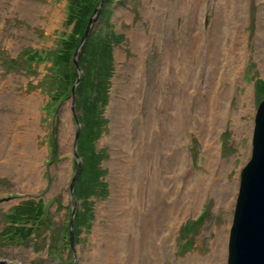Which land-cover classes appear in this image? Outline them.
<instances>
[{
	"label": "rangeland",
	"instance_id": "rangeland-1",
	"mask_svg": "<svg viewBox=\"0 0 264 264\" xmlns=\"http://www.w3.org/2000/svg\"><path fill=\"white\" fill-rule=\"evenodd\" d=\"M67 2L68 0H0V93L6 94V97L37 96L38 132L34 143L42 153L39 182L28 180V175H25L29 174L28 170L23 169L20 162L15 164L11 172L0 171V264H178L190 255H209L211 242L218 232L226 239L225 256L218 260L220 264H227L226 245L240 179L239 172L250 158L252 120L256 105L264 98V70L261 69L257 56L260 47L258 48L256 41L257 15L261 6L264 7V0H247L244 16L248 18L242 24L246 41L241 46L237 43L238 38H234L238 32L233 34L222 29L218 37H215L218 41L209 39L211 18L216 11L217 0H200L198 4L195 0H109L107 12H103V16L97 14L93 19L89 28L91 34L97 35L100 32L105 37L112 34L119 39L111 43L109 54L112 55V69L106 81L104 99L91 102L92 115L100 117L103 122L99 126L100 132L93 134L91 139H86L85 132L82 138L83 146L89 147L91 151L84 150V167L89 165V161L95 163L101 172L97 180L104 185L95 196L86 197L82 195L83 192L74 193L75 215L77 217L78 213L84 214L76 225L75 220L72 221L74 251L69 246L67 221L70 217L69 210L74 206L68 188L77 166L72 152L76 123L70 110V95H66L73 83L67 84L63 76L69 66L74 69L73 55L67 60L54 56L58 66L54 67L56 69L50 67L52 60L54 62L52 53H56L60 48V41L67 40L71 34L73 22L67 23ZM94 47L92 43L87 53L92 54ZM211 47L223 59L218 58L220 61L216 67L222 64L226 68L231 62L230 58L235 59V53L241 52L240 48L246 52L239 62L244 83L235 84L228 102L232 110H238L239 96L245 93L247 86L250 87V102L241 103L243 113L239 116L249 130L236 132L229 118L213 133V140L215 139L220 149L218 155L229 164L225 176L230 182H235L237 188L232 189L223 205H217L214 195L207 191L197 206L188 210L178 221L175 218L167 219L165 227L169 231L168 241L160 242V234L157 235L156 240H159H155L156 242L154 239L149 240L148 250L154 251H147L150 257L147 258L146 255L144 258L145 245L138 247L137 244L134 247L136 243L132 240L136 238L145 243L149 232L145 234L143 230L139 231L136 221L134 228L137 227V230L132 228L122 231L125 228V218H120L124 214L121 207L127 205L120 201L127 194L121 191L120 180L123 172L121 163L126 161V149L120 144V133L118 140L112 139L111 128L120 124L122 133L124 125L128 123L130 150L136 152L141 147L145 159L151 161L152 152L157 146L155 143H161L165 136L164 132L161 134L163 122L167 119L163 114L168 112L176 117L174 104L177 95L172 91L176 80L175 72L183 59H187L188 96L185 95L187 100L185 99L183 111H180L182 120L187 121L185 125L188 127L185 126L186 133H183L184 139L181 142L187 161L180 176L182 181L188 179L190 183L194 181L196 184L199 174L206 171L203 166L206 154L200 134L210 130L207 107L209 96L215 91L210 88V77L215 65L209 59ZM262 54L264 57V52ZM85 62L87 58L81 60L82 67ZM87 71L89 67H84L80 81L85 80L86 96L91 98L97 96L98 91L88 88L91 76ZM75 72L76 69L73 82L76 80ZM220 77L223 81L221 88L224 90L230 84L226 79L223 80L224 75L220 74ZM166 97L169 108L160 104ZM85 105L89 106V102ZM15 112L16 109L10 102H0V124L3 123L1 115H9L11 118ZM81 113L82 111H74V115L79 114V117ZM152 116L154 119L152 125H149ZM10 118L9 123L14 125L13 118ZM17 131L23 130L19 127ZM79 135L78 133V139ZM174 144L177 146V143H173L171 150L163 149L157 153V166L165 154L167 159H175ZM93 157L97 162L93 161ZM3 161L0 158V165H3ZM133 169L134 167L128 171L132 178L135 174ZM219 169L220 166L214 176H218ZM192 172L197 177H192ZM191 185L192 183L189 192L184 191L188 195L191 191L194 192V189H190ZM172 197L170 200L180 202L176 194ZM25 202H30V206L34 208L29 214L19 215V210L24 212L28 209V204L23 207L17 205ZM150 209L153 210L151 205H143L142 214L149 217L153 212ZM13 215L22 216L23 219L12 221ZM133 216L131 214L129 218L134 219ZM160 216L154 215L158 220H163ZM159 244L163 246L162 250L157 249Z\"/></svg>",
	"mask_w": 264,
	"mask_h": 264
},
{
	"label": "bare ground",
	"instance_id": "bare-ground-1",
	"mask_svg": "<svg viewBox=\"0 0 264 264\" xmlns=\"http://www.w3.org/2000/svg\"><path fill=\"white\" fill-rule=\"evenodd\" d=\"M199 1L200 0H195V3L198 4ZM246 3L247 0H217L218 5L216 7V11L214 12L213 17L211 18L212 19L210 23L211 30L210 33L208 34L209 39L211 38L213 40L215 39V37H218L222 29L224 32L229 31V32H233V34L235 32H238L240 36L236 34L234 38H238L237 43H239V46H241L240 44L246 41L245 34L242 28V24H244L245 19L248 18L244 16ZM257 16L258 17H257V26H256L257 27L256 41L258 43V48L259 47L261 48V49L259 48L260 50L258 49L257 56L260 60V65L262 66L261 69L264 70V57L262 54V52H264L263 51L264 7L261 6ZM190 23L192 24V21H190ZM136 40L137 38H135V41ZM215 40H217V38ZM240 49L241 52L237 51L235 53L233 51L236 54L235 59H233V57H231L232 59L228 57L230 58L231 62L229 61L230 63L225 68L223 67L222 64L221 66L219 65V67H216L217 62L220 61L218 58H220L221 55H218V52H216V50H214V48L211 47L209 59H212L211 62L215 65L212 69L213 73L210 77V82H211L210 88L211 90H213L214 88L215 91H213V93L209 96V102H208L209 106L207 107L209 110L207 114L208 116H210L208 119V121L210 122L209 123L210 130L204 134H200L202 136L201 141L203 143L202 145L204 147L206 154L205 162L203 165L206 168V171L199 174L198 177L196 176V173L192 172L193 174L191 176L192 177L196 176L197 177L196 180H198L196 184L193 183L194 181L191 182L192 185L190 189H194V192L191 191L189 195L184 192L185 190H188V192L190 191L189 186L191 183L189 182L188 179L182 181L180 176V174L182 175V172L185 170L184 164L185 161H187L186 151L185 149H183L181 145L184 139L182 135L183 133H186L185 123L187 121L184 122L185 119L182 120L183 117L182 115H180V111H183L182 109H184V105H185L184 102L186 99L185 95H187L186 93L187 92L186 76L188 74V72H186V70H188V68H186V66L188 65L187 59H183L184 61L180 63L178 68L176 67V72H175L176 80L172 91L173 92L175 91V94L177 95L175 99L176 103L174 104L177 110L176 117L172 116L170 113L168 114V112L163 114V116L166 117L167 119L165 120V122H163L161 134H163L164 132L165 136L161 143L159 144L157 142L155 143L157 144V146H155V148L153 147L154 150L152 152L151 161L145 159V154L141 147L139 150L136 149V152L135 151L132 152L130 150L131 145H130V134H129L130 132L128 128V123L124 125L122 133H121L120 124L114 126V128H111L112 139L118 140V135L120 133V139H121L120 144L127 150V151L125 150L126 156L124 155L126 161L123 164L121 163V168L123 169L120 180L121 191L127 194L125 195V197H123L124 199L120 201L127 205L126 207H121V209H123L124 211V214L120 218L121 219H123V217L125 218V228L122 231H125L126 229L131 230L132 228L133 230H137V227H135L136 229L134 228V226H136L135 223L136 221L139 224V227L141 226L140 229L138 227L139 231L143 230L145 234L149 232V234L146 236L147 239L145 243L143 240L142 241L138 239L136 240V238L132 240L134 243H136L134 244V247H136L137 244L138 247H142L143 245H145L143 251V253L145 254L143 255L144 258L146 255L147 258H149L150 256L148 257L147 251L150 252L152 251V249L148 250L149 244H147V242L149 243V240L151 241V239L152 240L154 239L155 241L157 235L160 234L159 236L160 242L166 243L168 241L169 231H167V228L165 227L166 223H168L167 219L175 218L178 221L180 218H182L183 215H185L188 212V210L194 209L197 206L201 197H203L205 192L207 191H210L211 195L212 194L214 195L217 205L218 204L223 205V203H225V201L227 200L229 193L232 191V189L235 190L237 188L236 183L230 182L225 176V171L229 168V164L224 162L220 157V155H218L219 145H217V143L214 141L215 139L213 140V138H215V135H213V133L217 132V128H219V126L221 125L223 126L224 124L223 122H225V120L229 118L231 119V123L236 132L239 133L243 130H249L248 126L244 124L245 122H242L239 116L241 113H243L241 103L246 102L248 104L250 102L249 101L251 99L250 94L252 93L250 87L247 86L245 93L239 96L238 110L237 109L232 110L228 102V97L230 92L232 90H235V84L244 83L242 80L241 70L239 67L241 64H239V62L242 58V54L244 55L246 52L245 50H242V48ZM240 49L238 50L240 51ZM225 59L227 58L225 57ZM219 68H221V70ZM220 74L224 75L223 80L226 79L230 84V86L228 88H225L224 90L223 87L221 88L223 81L220 77ZM2 101L10 102L15 107L16 112L15 115H11V118H13L14 120V125L9 123L10 122L9 115H1V118L3 119V123H1L2 125L0 124V158H2V160L4 161L2 162L3 165H0V171L11 172L14 169L13 167L15 166V164L20 162L22 168L28 170V172L27 171L26 172L29 174H25L28 175V180L38 181L39 180L38 175H40L41 172V166L39 162L41 161L42 153H40L37 150L36 144L34 143L35 142L34 138L36 136V133L38 132L37 122H36V120L38 119V112L36 108L38 102L37 96L31 95L28 97L26 96L6 97V94L0 93V102ZM160 104L163 105L164 107L169 108L168 98L166 97V99H162ZM128 119L129 118H126V120ZM153 119L154 118L152 116L149 125H152ZM19 127L22 128L23 130L22 132L17 131ZM173 143H177V146L176 144H174L176 146V148L174 149L176 153L175 159L170 157H168L167 159L165 156L166 154L163 156L161 155L162 161L157 166L156 164L158 162L157 153L159 151L161 152V150L163 149H165L166 151L171 150L173 148L172 147ZM112 161L114 162L115 160L112 159ZM132 162H133V166H132ZM218 166H220V169L218 171V176H214V173ZM133 167L135 174L134 177L132 178L130 172L128 173V171H130L129 169ZM169 185H171V187H169ZM194 185H196V188L194 187ZM175 194L177 195L176 198H178L180 201L179 203L176 202L178 200L176 201L174 199L170 200L172 195ZM143 205L144 207L145 205L147 207L151 205V207L153 208V210L150 209L153 212L149 217H147L146 214L145 215L142 214ZM131 214L132 215L134 214L133 217L135 220L133 218H129L131 217ZM156 214L158 216L162 215V217L161 216L160 217L163 220H158L156 217H154V215L157 216ZM97 231L98 229H96V233ZM220 234L221 233L218 232L216 238H214V240L211 242V252L209 255H207L206 257H196L195 255L194 256L190 255L186 257L185 260L183 259V261H180L179 263L180 264L181 263L182 264H220L218 259L223 258V256H225L224 248L226 243L225 242L226 239H224L225 238L224 235L221 234L222 237L221 238ZM162 247L163 246L160 245L159 248L157 249L162 250ZM154 248L155 247H153V249ZM132 260H136V259L132 258ZM152 261L154 262V260ZM156 263L163 264L161 262H156Z\"/></svg>",
	"mask_w": 264,
	"mask_h": 264
},
{
	"label": "trees",
	"instance_id": "trees-1",
	"mask_svg": "<svg viewBox=\"0 0 264 264\" xmlns=\"http://www.w3.org/2000/svg\"><path fill=\"white\" fill-rule=\"evenodd\" d=\"M100 0H68L67 2V8H66V15L68 18V22H73L72 23V30H70V37H68L67 40H63L60 41L59 43V49L56 51V53H52V57L54 58V56L58 57H62L65 58L64 60H67L68 58H71V56L73 55L74 51L77 49V45L79 43V40L82 38V32L83 29H85L86 27V22L87 20L95 14H98L100 16H103L104 13L106 11V7L109 4V0H101V6L100 5ZM99 7V8H97ZM107 12V11H106ZM110 34V33H109ZM87 39L84 41L83 49L80 51L79 54V60L77 61V65L78 67L81 69L80 71V79H82L81 77V73L82 70H84V67L87 68L89 67V71H87V74L89 75V77L91 76V81H90V87L88 88H94L96 89L98 92L97 96H91V98L88 96H86V92L87 90H85L86 88L84 87V81H80L79 83H77L75 85V93H74V103H73V110H78V111H82L80 117L79 114H76V119L79 121V139L77 138V145H76V152H77V156L79 158V156L81 158H79V162H80V166L78 169V175L75 177L74 180V188L72 189V193H82L83 196H90V195H96L98 193L99 190H101V187L104 185V183L100 182L97 180L98 175H100V171L99 169L95 166L96 164H92V162H88L89 165L84 167V164L86 162H84V155L86 156V152L88 151L91 153L90 148L87 146H83L84 141H82L83 135L85 134V132H87V138L86 139H91L92 135L95 134L97 135V133L100 132L99 126L102 122V119H100V117H94L92 115L93 111L92 110V103L93 101L95 102H99L98 99H104L103 96L105 94V92L107 91V87H106V81L108 80V78L110 77V72L112 69L111 66V59H112V55L109 54L110 48H111V43L116 41L117 38L116 36L110 34L109 37H105L102 36L100 32H98V34L96 35L95 33H90V30L88 31L87 34ZM109 39V40H108ZM94 44L95 47L92 51V54L87 53L88 50L91 47V44ZM36 53V52H35ZM35 53H33L34 57H35ZM30 56V54H29ZM87 58V62L84 63V67H82L81 65V60ZM55 58H54V62L52 60L50 67L52 69H56L54 68L55 66H58V64L55 63ZM75 69V67H74ZM74 69L69 66L68 71L63 73L64 78H66V82L67 84L69 82L73 83L74 80ZM91 72V73H90ZM90 73V74H89ZM96 87V88H95ZM71 89L69 91V93H67L66 95H70ZM65 95V96H66ZM96 95V94H95ZM89 102V106L85 105ZM91 107V108H90ZM93 124V125H92ZM94 131V133H93ZM81 138V139H80ZM83 146V147H82ZM85 150V151H84ZM93 161H96V158L93 157ZM82 162V164H81ZM82 177V179H81ZM80 184V186H79ZM77 185V186H76ZM85 193V195H84ZM74 197H76V195L74 194ZM30 202H25L23 204H18L17 206H25L28 207L27 210H25L24 212H22L21 210H19L21 213L19 215H26L31 213L30 211L33 210L32 206H30L29 204ZM32 203V202H31ZM17 209H19L17 207ZM38 214V212H37ZM76 213L74 212V215ZM83 213H78L77 217L75 215V218L73 220H75V225L77 223H79V221L82 219L83 217ZM37 216V215H35ZM22 220L23 217L22 216H12V221H17V220Z\"/></svg>",
	"mask_w": 264,
	"mask_h": 264
},
{
	"label": "water",
	"instance_id": "water-1",
	"mask_svg": "<svg viewBox=\"0 0 264 264\" xmlns=\"http://www.w3.org/2000/svg\"><path fill=\"white\" fill-rule=\"evenodd\" d=\"M101 2V0H100ZM99 2V3H100ZM101 6V3L99 7ZM97 7V8H99ZM97 17L94 13L86 23L85 29L82 32V38L79 40L78 47L73 53V67L76 69V80L71 85L70 99L72 116L75 120V134L73 135V151L76 158L77 166L74 170V175L69 181L68 192L72 199V204L75 202L72 189L74 188V180L78 175L80 166L78 154L76 152L77 135L79 133V121L76 119L73 110L75 88L74 86L80 81L81 69L77 65L79 54L82 50V45L87 39L91 22ZM255 115L253 116V126L251 128L250 137V158H248L244 166L239 172L240 179L238 181V190L236 192V200L234 201V212L231 216L230 231L228 232V243L226 249L227 264H264V98L256 105ZM74 206L69 210V219L67 221L69 229V246L74 251L72 244L74 225ZM72 251V252H73Z\"/></svg>",
	"mask_w": 264,
	"mask_h": 264
}]
</instances>
